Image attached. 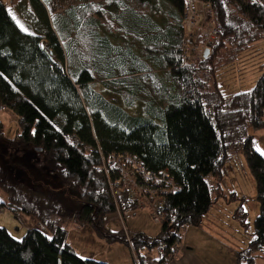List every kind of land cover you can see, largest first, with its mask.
Returning a JSON list of instances; mask_svg holds the SVG:
<instances>
[{"label":"trees","instance_id":"1","mask_svg":"<svg viewBox=\"0 0 264 264\" xmlns=\"http://www.w3.org/2000/svg\"><path fill=\"white\" fill-rule=\"evenodd\" d=\"M165 1L168 20L140 35L137 28L146 29L145 8L153 10L154 0H106L104 7L83 0L62 13L53 0H14L12 11L0 0V108L17 117L12 137L0 120V205L33 220L20 239L0 226V264H109L77 254L66 242L67 222L126 244L133 264V253L139 264H153L143 253L152 249L165 263L183 226L201 223L213 204L211 190L220 194L219 183L210 180L220 178L234 149L254 179L259 206L252 237L236 251L234 264H254L257 252L264 257V156L247 133L264 127V61L248 90L225 95L217 81L223 66L264 42V3L207 0L218 39L199 63L179 66L183 0ZM123 47H135L143 57L131 50L130 61L120 58L116 51ZM159 68H165L163 76L155 74ZM151 76L157 82L146 91ZM103 91L118 94L126 106L139 101L143 113H128ZM115 153H131L154 171L167 169L179 186L163 197L154 236L106 227L114 213L123 220L125 211L138 208L125 191L112 195L108 180L117 172L107 158ZM102 162L108 177L96 169ZM43 170L53 174L55 187ZM236 213L243 221L242 206Z\"/></svg>","mask_w":264,"mask_h":264},{"label":"rangeland","instance_id":"2","mask_svg":"<svg viewBox=\"0 0 264 264\" xmlns=\"http://www.w3.org/2000/svg\"><path fill=\"white\" fill-rule=\"evenodd\" d=\"M3 1H5L7 8L12 11L14 0ZM82 1L83 0H53L52 7L56 12L62 13L66 8L80 4ZM93 1L101 3L103 7L106 3V0ZM154 1L153 10L149 5L145 8V13L148 15L147 17L150 19V22L145 23L146 29L144 26L142 28H137V34H152L153 29H150L149 26H153L154 24V26L162 27L166 20H168L169 17L166 14V9L170 7L168 3L165 0ZM12 14L15 22L21 29L27 30L29 28L27 24L23 22L22 17L15 12H12ZM125 26L128 30L129 25L127 22ZM203 39V36L198 38V40ZM131 50H133L135 56L139 58L143 57V54L135 47L134 49L123 47V49H118L116 54L117 56L121 54L119 55L122 56L120 58L125 57L127 61H130L133 58ZM130 53H132V55L129 56L131 59L126 55ZM100 56H95V59L99 61ZM263 61L264 42L258 40L251 44L246 52H242L234 63L223 66L222 69L219 70L220 73L217 74V81L223 93L229 95L232 92L250 89L253 86L254 80L260 74L258 66ZM133 66L134 65L130 62L129 67ZM164 72L165 68H159L156 70L155 74L163 76ZM150 78L152 81L144 84L146 91L150 90L151 85L157 82L155 77L151 76ZM95 87L99 91L102 89L99 82L96 83ZM103 93L109 99L123 106L124 110L128 113L136 114L143 113L144 111L139 101L135 102L132 106H126L118 94L105 91H103ZM16 118L17 117L11 110L0 108V120L4 124V133L6 137H12L16 133ZM247 133L253 135L255 148L264 156V127L259 130L249 127ZM43 173L48 174L44 178L51 183V186L55 187L57 185V180L53 178V174L46 172V170H43ZM114 180H108L110 188L111 185L113 186L115 184ZM211 180H213V182ZM211 180L210 182L214 185L215 183H219L221 187L220 194H217L216 190H211V198L214 202L203 216L201 223L198 225L188 224L183 226L180 244L184 245H179L173 258H169L163 264H234L236 261V251H240L248 245V241L251 239L253 233L254 218L259 213V206L256 201L254 179L239 149L231 151L230 158L223 165L220 178L218 180L215 178ZM112 195L115 194L112 193ZM4 198V193L0 190V201L4 200ZM240 206H242L244 212H246L243 221L241 220L242 215H238L237 213L235 215L236 210ZM1 215L2 212L0 213V217ZM12 216L13 215H10L7 209L3 211L2 218L14 223L16 218L13 219ZM17 221V226H20V231L22 230L23 232H19L9 224V222L7 223V227L10 231H15L14 235L17 239H20L28 226L33 223V220L20 213ZM123 226L130 233L142 231L149 236H154L160 228V222H155L152 219L147 206L138 207L133 211H125L123 220L120 219L118 212L107 218L106 227L108 229L115 231L123 228ZM65 228L67 230L66 242L71 245L81 257L92 258L109 264H133L130 248L126 244L119 241L106 242L103 237L97 235L90 227H78L73 222H67ZM181 248L184 249V251L187 250V252L185 258L180 261L179 258L182 257ZM179 249L181 250L180 253ZM143 253L146 258L151 260L154 264H160L158 263L160 254L157 249H152L151 251H145ZM261 253L262 252L256 253L257 256L255 257L254 264H264V257L261 256Z\"/></svg>","mask_w":264,"mask_h":264},{"label":"built area","instance_id":"3","mask_svg":"<svg viewBox=\"0 0 264 264\" xmlns=\"http://www.w3.org/2000/svg\"><path fill=\"white\" fill-rule=\"evenodd\" d=\"M262 4L264 0H250ZM182 25L184 41L180 52L179 66L194 64L201 61L204 52L218 39L216 24L213 17L212 5L207 0H183ZM203 36V40H198ZM5 109V108H2ZM107 164L117 172L115 184L111 185L113 194L119 190L126 191L128 199L138 207L147 206L152 219L162 222L163 212L160 210L163 197L179 190V186L167 169L151 170L131 153H115L107 158ZM105 162L96 167L103 170L108 177ZM6 208L0 205V213ZM179 247V242L173 245L174 253ZM135 264H139L134 253Z\"/></svg>","mask_w":264,"mask_h":264},{"label":"crops","instance_id":"4","mask_svg":"<svg viewBox=\"0 0 264 264\" xmlns=\"http://www.w3.org/2000/svg\"><path fill=\"white\" fill-rule=\"evenodd\" d=\"M14 113V112H13ZM14 115L16 116V114L14 113ZM213 179V178H212ZM5 199V198H4ZM8 210V209H7ZM8 212L10 213V215L12 214L11 213V211H9L8 210ZM2 215H3V212H2ZM2 215H1V217H0V226H4L8 231H9V233L13 236V237H15V238H17L14 234H15V231L14 232H12V231H10L9 229H8V227H7V223L10 221V220H6L5 218L3 219L2 218ZM13 215V214H12ZM13 217V219H15V221H14V223H12L11 221L9 222V224H11L15 229H17L19 232H23L22 230L20 231V226H17V224H18V221H17V219H19V215L17 216V217H15L14 215L12 216ZM12 227V228H13ZM182 242V241H181ZM179 245H182V244H180V242H179ZM184 245V244H183ZM182 245V246H183ZM182 249V248H181ZM180 249H179V253H180ZM186 252H187V250H185L184 251V249H182V252H181V255H182V257L181 258H179V260L181 261L183 258H185V256H186ZM178 253V254H179ZM178 254H176V255H178ZM175 255V253L173 254V256ZM173 256H172V258H173ZM171 258V259H172ZM176 258V257H175ZM176 262H177V260H176ZM154 264V263H153ZM163 264V263H162ZM227 264H233V263H227Z\"/></svg>","mask_w":264,"mask_h":264},{"label":"bare ground","instance_id":"5","mask_svg":"<svg viewBox=\"0 0 264 264\" xmlns=\"http://www.w3.org/2000/svg\"><path fill=\"white\" fill-rule=\"evenodd\" d=\"M181 25H182V16H181ZM182 31H183V25H182ZM183 41H184V31H183V39H182V44H183ZM182 47V45H181Z\"/></svg>","mask_w":264,"mask_h":264},{"label":"water","instance_id":"6","mask_svg":"<svg viewBox=\"0 0 264 264\" xmlns=\"http://www.w3.org/2000/svg\"><path fill=\"white\" fill-rule=\"evenodd\" d=\"M208 53H209V49L207 48V49L205 50L203 56L206 57V56L208 55Z\"/></svg>","mask_w":264,"mask_h":264}]
</instances>
